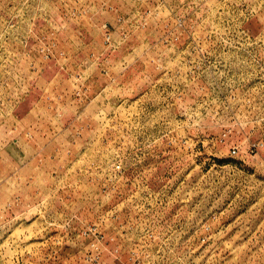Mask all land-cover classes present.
I'll return each mask as SVG.
<instances>
[{
  "label": "rangeland",
  "instance_id": "obj_1",
  "mask_svg": "<svg viewBox=\"0 0 264 264\" xmlns=\"http://www.w3.org/2000/svg\"><path fill=\"white\" fill-rule=\"evenodd\" d=\"M0 264H264V0H0Z\"/></svg>",
  "mask_w": 264,
  "mask_h": 264
}]
</instances>
